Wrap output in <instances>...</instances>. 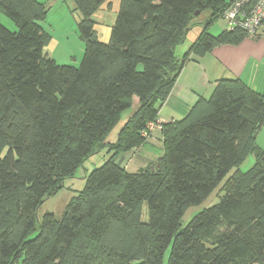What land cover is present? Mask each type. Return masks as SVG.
<instances>
[{"label":"trees","instance_id":"trees-1","mask_svg":"<svg viewBox=\"0 0 264 264\" xmlns=\"http://www.w3.org/2000/svg\"><path fill=\"white\" fill-rule=\"evenodd\" d=\"M70 1L85 43L79 66L45 51L46 1L0 0L18 27L0 22V264H165L167 254L166 264H264V89L221 77L210 97L162 126L156 161L130 172L122 156L143 145L155 104L193 56L250 37L211 29L232 0H119L108 42L93 19L108 0ZM199 23L180 58L177 46ZM135 96L139 106L109 142ZM106 148L111 157L86 174L62 216L37 223L41 204ZM249 154L255 163L243 171ZM217 188L220 201L184 224Z\"/></svg>","mask_w":264,"mask_h":264},{"label":"rangeland","instance_id":"rangeland-1","mask_svg":"<svg viewBox=\"0 0 264 264\" xmlns=\"http://www.w3.org/2000/svg\"><path fill=\"white\" fill-rule=\"evenodd\" d=\"M47 2L49 11L47 18L42 21L43 27L49 32L50 38H48L46 52H49L58 63L61 64H72L79 66L85 52V43L81 39L78 22L81 18L80 12L73 10L74 4L72 1L64 2L63 0H40ZM111 3V4H110ZM119 8V0H108L103 3V6L93 15V19L96 21V31L98 38L103 42H108L111 34L112 25L115 21L116 14ZM203 16L199 18L202 21ZM0 22L12 31H17L18 27L12 19H10L5 13L0 14ZM226 22L223 19H219L213 26L212 31H217L225 28ZM202 30L201 23L195 25L190 29L185 41L178 45L176 48V54L180 58L196 40ZM252 38V37H251ZM214 59L212 56L208 57L207 60ZM225 62H230L229 59H222ZM215 61V59H214ZM188 63V62H187ZM217 63H219L217 61ZM225 66H227L225 64ZM228 67V66H227ZM202 70L201 81L202 83L208 82L211 88L214 89V82L221 77L235 76L228 68L220 66V69L216 67L215 62H209L207 65H203L200 68ZM222 72V73H221ZM218 76V77H217ZM201 81L197 84L201 86ZM195 86H198V85ZM205 93V97H210L211 92ZM135 98L133 100L136 101ZM136 103V102H135ZM134 112L133 108H129L123 113L122 120L112 129L110 134L107 136V140L110 142H116L118 138V132L121 126L126 122L130 115ZM162 116L157 120L148 122L146 130L142 133L146 137L143 145L134 148L133 150L123 154L125 166L130 172H136L140 166L148 164L149 161H156L163 152V142L160 137L162 126L168 122L165 121L169 116L167 110L161 112ZM165 119V120H163ZM170 120V119H167ZM257 145L264 148V125L259 129L257 135ZM111 157L109 149L95 153L91 155L84 164L75 172L73 177L65 179L63 187L58 190L52 196H49L38 208L37 217L39 219L44 216L47 212H54L56 216H62L66 206L70 200L82 191L86 184L85 176L88 172H91L95 168L101 166L106 160ZM145 157L147 160L142 159ZM255 163L254 154H249L245 160L241 163L240 168L243 171L249 170ZM220 192L218 188L200 205L192 206L183 218L184 224H187L193 215L199 212L201 209L209 206H213L220 201ZM147 205H145L146 213ZM147 215V214H146ZM168 260V254L166 255L165 264Z\"/></svg>","mask_w":264,"mask_h":264},{"label":"crops","instance_id":"crops-1","mask_svg":"<svg viewBox=\"0 0 264 264\" xmlns=\"http://www.w3.org/2000/svg\"><path fill=\"white\" fill-rule=\"evenodd\" d=\"M221 30L213 31V33L216 34ZM210 56L215 59L218 69H220V66L228 68L232 74L242 77L255 89H264L263 24L258 32V37H248L239 44L220 45L203 56H193L192 59L185 64L169 98L163 102L159 110L160 118L165 116L161 114L163 110H167V115L169 116L167 119H178L182 117L188 106L193 105L200 96H205V93L213 89L208 82L202 83L200 80L202 76L201 66L207 65L211 60L215 62L214 59L207 60ZM222 59H229L230 62H225L228 67L225 66ZM217 61L219 63H217ZM199 81H201V86L197 84ZM214 83H216V81ZM196 84L198 86H195ZM135 98L137 100L133 102V110L139 106V97L135 96L134 99ZM167 119L163 120L169 121ZM160 137L162 139L161 132ZM142 159L147 160L145 157H142ZM150 162L151 161H149L148 164Z\"/></svg>","mask_w":264,"mask_h":264},{"label":"built area","instance_id":"built-area-1","mask_svg":"<svg viewBox=\"0 0 264 264\" xmlns=\"http://www.w3.org/2000/svg\"><path fill=\"white\" fill-rule=\"evenodd\" d=\"M223 17L230 29L241 28L253 37L264 23V0H232Z\"/></svg>","mask_w":264,"mask_h":264},{"label":"water","instance_id":"water-1","mask_svg":"<svg viewBox=\"0 0 264 264\" xmlns=\"http://www.w3.org/2000/svg\"><path fill=\"white\" fill-rule=\"evenodd\" d=\"M162 104H163V101H158V102L155 104V109H156L157 111L160 110Z\"/></svg>","mask_w":264,"mask_h":264}]
</instances>
